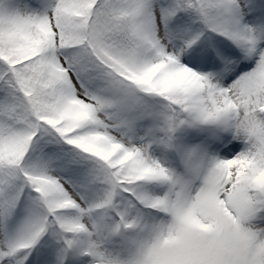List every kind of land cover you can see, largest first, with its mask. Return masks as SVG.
Wrapping results in <instances>:
<instances>
[{"label": "snow or ice", "instance_id": "1", "mask_svg": "<svg viewBox=\"0 0 264 264\" xmlns=\"http://www.w3.org/2000/svg\"><path fill=\"white\" fill-rule=\"evenodd\" d=\"M0 264H264V0H0Z\"/></svg>", "mask_w": 264, "mask_h": 264}]
</instances>
